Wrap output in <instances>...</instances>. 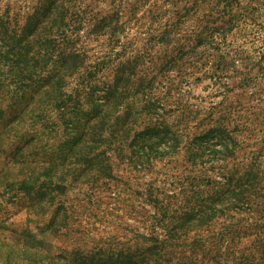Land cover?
I'll return each instance as SVG.
<instances>
[{"label": "trees", "instance_id": "trees-1", "mask_svg": "<svg viewBox=\"0 0 264 264\" xmlns=\"http://www.w3.org/2000/svg\"><path fill=\"white\" fill-rule=\"evenodd\" d=\"M2 1L0 81L24 87L44 86L47 80L55 83L56 97L67 99L72 96L62 90L66 79L78 75L79 87L90 90L93 110L85 115L84 136L90 130L93 147L84 157L83 175L91 171L100 179L110 178L106 175L112 171L109 152L114 149L120 154L132 128L142 120L144 130L134 133L130 145L134 158L147 162L152 156L170 157L187 175L176 203H163L153 217L160 222L163 239L154 238L155 245L147 250L151 260L162 264V253L173 247L169 243L184 230L188 229L183 234L187 236L189 228L197 227L201 231L190 246L212 254L210 262L219 264L222 249L236 248V239L244 235L254 238L249 249L253 259L242 258L239 264H264V0H168L173 3L168 15L158 0H107L102 9L95 0ZM143 18L150 23L144 32L149 51L152 45H167L172 36L188 42L187 48L182 45L166 57L151 79L138 69V57H125L119 38L128 22ZM190 20H195L191 29L182 33V25ZM236 34H252L254 42H260L254 56L246 55L245 45L228 44ZM100 38L108 41L109 55L89 63L90 42ZM245 41L249 43L247 37ZM189 53L202 55L204 75L217 85L216 96L222 98L203 115L183 100L170 104L168 95H158V86ZM109 57L119 60L113 63L114 79L98 86L97 76ZM251 84L249 107L229 104L236 88ZM79 92H74L78 102ZM194 122H198L194 131L207 128L192 135ZM243 135L248 144L241 142Z\"/></svg>", "mask_w": 264, "mask_h": 264}, {"label": "rangeland", "instance_id": "rangeland-1", "mask_svg": "<svg viewBox=\"0 0 264 264\" xmlns=\"http://www.w3.org/2000/svg\"><path fill=\"white\" fill-rule=\"evenodd\" d=\"M95 1L100 2L97 5L100 9L107 5V0ZM158 2L164 14L173 7L168 0ZM30 3L33 5L35 1ZM139 16L142 17V12ZM148 22L146 18L128 22L119 38L125 57H138V69L149 73L151 79L158 75L165 58L175 55L182 45L187 48L188 42L179 40V35L172 36L167 45H152L149 51L144 41ZM194 22L184 23L181 32L187 33ZM239 35L231 36L228 44L232 48L245 45L249 52L246 55L254 56L260 42H254L252 34ZM100 39L90 42L89 63L109 55L108 41ZM200 58L202 55L198 53L184 55L158 86V95H168L170 104L183 100L194 107V113L199 111L203 115L222 98L216 96L217 85L204 75L205 62ZM114 60L109 57L105 61L97 76L98 86H103L104 81L112 83L116 65L113 63L119 61ZM139 79V76L135 78L134 89ZM44 82V86L30 83L17 87L8 80L0 81V264H155L147 250L155 245L154 238L163 239V232L160 222L153 217L163 203H176L187 175L170 157L152 156L147 162L134 158L130 145L134 133L144 130L143 120L138 128H132L127 146L120 154L108 149L112 171L106 175H111L110 178L100 179L91 171L83 175L84 157L93 147L90 130L84 136L88 121L85 115L93 110L90 90L79 87L80 79L76 75L67 78L62 88L72 98L59 99L55 83ZM253 86L236 88L230 94L229 104L249 107ZM75 90L80 91V102L76 100ZM172 109L174 106L169 111ZM196 124H191L192 135L207 128L201 126L194 131ZM241 139L250 142L246 135ZM185 231L188 229L179 233L169 243L173 247L162 253V264L195 261L194 264H215L210 262L212 254L190 246L200 228H189L187 236L183 235ZM253 239L244 235L236 239V248L229 252L223 248L218 263L252 260L249 249Z\"/></svg>", "mask_w": 264, "mask_h": 264}]
</instances>
